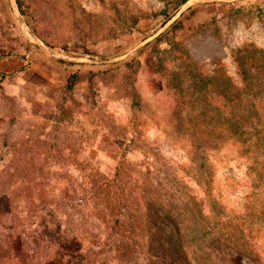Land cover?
<instances>
[{"label": "rangeland", "instance_id": "1", "mask_svg": "<svg viewBox=\"0 0 264 264\" xmlns=\"http://www.w3.org/2000/svg\"><path fill=\"white\" fill-rule=\"evenodd\" d=\"M20 1L0 264H264V0Z\"/></svg>", "mask_w": 264, "mask_h": 264}, {"label": "trees", "instance_id": "2", "mask_svg": "<svg viewBox=\"0 0 264 264\" xmlns=\"http://www.w3.org/2000/svg\"><path fill=\"white\" fill-rule=\"evenodd\" d=\"M17 4H18L19 8L21 9V12L23 13L24 11H23V8H22L21 1L17 0ZM240 67H241V71H242V74L244 75L245 80L246 81L250 80L252 77L250 75H248L246 63H241ZM75 78H76V75L71 76L70 82L73 83L75 81L74 80Z\"/></svg>", "mask_w": 264, "mask_h": 264}]
</instances>
